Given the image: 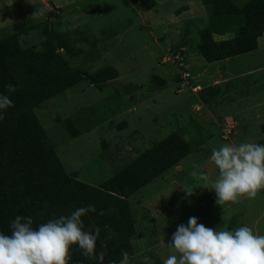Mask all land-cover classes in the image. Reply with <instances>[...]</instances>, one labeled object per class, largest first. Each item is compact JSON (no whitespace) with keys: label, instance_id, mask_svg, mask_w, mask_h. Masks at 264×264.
Returning <instances> with one entry per match:
<instances>
[{"label":"rangeland","instance_id":"obj_1","mask_svg":"<svg viewBox=\"0 0 264 264\" xmlns=\"http://www.w3.org/2000/svg\"><path fill=\"white\" fill-rule=\"evenodd\" d=\"M158 1L0 0V37L16 33L22 47L39 48L41 25L15 30L13 24L43 21L53 3L61 7L54 27L79 30L72 43L81 53L64 58L87 70L111 65L118 71L102 89L81 80L34 108L64 168L77 171L80 180L98 186L191 119L212 133L182 164L128 197L134 219L130 264H144L145 256L150 264H163L172 254L167 244L173 233L193 216L209 228L247 225L264 235V190L255 199L241 197L221 206L215 191L203 188L199 179L201 173L210 180L218 176L209 160L212 148L264 144V37L255 50L207 62L196 53L198 30L207 25L204 5ZM39 8L42 14L34 15ZM175 50L183 51L182 64L162 61ZM185 70L190 75L184 81ZM67 118L77 135L67 130Z\"/></svg>","mask_w":264,"mask_h":264},{"label":"trees","instance_id":"obj_2","mask_svg":"<svg viewBox=\"0 0 264 264\" xmlns=\"http://www.w3.org/2000/svg\"><path fill=\"white\" fill-rule=\"evenodd\" d=\"M199 1L207 10V25L198 30L196 49L205 61L230 58L258 47L264 34V0H247L241 5L234 0ZM50 5L43 21L33 24L22 19L13 24L15 30L41 25L39 48L22 47L16 33L0 37V93L8 94L9 83L17 86L10 94L13 106L3 111L5 118L0 120V232L10 234L16 216L31 217L33 226L38 227L77 207L94 205L96 211L82 218L85 228L93 223L100 228L96 252H104L103 264H118L122 252H128L130 260L133 255L134 219L128 197L196 151L212 133L191 119L98 186L80 180L77 171L68 172L34 108L81 80L102 89L118 71L111 65L87 70L70 64L64 55L73 57L82 51L72 43L79 30L55 28L61 7ZM199 95L206 102L202 91ZM65 125L70 135L79 133L70 118ZM70 254L69 264H100L85 257L77 246Z\"/></svg>","mask_w":264,"mask_h":264},{"label":"clouds","instance_id":"obj_3","mask_svg":"<svg viewBox=\"0 0 264 264\" xmlns=\"http://www.w3.org/2000/svg\"><path fill=\"white\" fill-rule=\"evenodd\" d=\"M42 12L39 8L34 15ZM16 90L17 86L9 83L8 94L0 93V120L5 118L3 111L13 106L10 94ZM209 160L218 170L217 178L210 180L201 173L199 179L203 188L215 191L218 205L238 202L241 197L255 199L264 190V144L224 143L212 148ZM186 191L192 194V190ZM95 211L94 205L77 207L38 227L33 226L31 217L16 216L10 223V234L0 232V264H69L73 246L85 257L103 264L104 252H96L100 228L93 223L86 229L82 219ZM167 246L172 254L163 264H264V235L247 225L229 230L225 224L213 229L193 216L187 225H178ZM121 255L118 264H130L128 252ZM143 259L144 264H150L148 256Z\"/></svg>","mask_w":264,"mask_h":264},{"label":"built area","instance_id":"obj_4","mask_svg":"<svg viewBox=\"0 0 264 264\" xmlns=\"http://www.w3.org/2000/svg\"><path fill=\"white\" fill-rule=\"evenodd\" d=\"M182 51L181 50H175L170 52L169 54H165L163 55V60L162 61H167L170 60L171 62H173L175 65L178 64H182L183 63V55H182ZM189 72L187 70L183 71L181 73V77L184 79V81L186 80V78L189 76ZM182 84V83H181ZM181 84L179 86H181Z\"/></svg>","mask_w":264,"mask_h":264},{"label":"crops","instance_id":"obj_5","mask_svg":"<svg viewBox=\"0 0 264 264\" xmlns=\"http://www.w3.org/2000/svg\"><path fill=\"white\" fill-rule=\"evenodd\" d=\"M191 1H192V0H191ZM191 1L189 0L188 3H191ZM154 2H155V3H159L158 0H154ZM181 2H187V1H186V0H183V1H181ZM185 6H186V7H185ZM185 6H184L185 8H190V5H189V4H188V5H185ZM263 37H264V34L261 36V38H263ZM259 38H260V37H259ZM258 40H259V39H258ZM181 49L184 50L185 47H182ZM182 50H181V51H182ZM182 52H183V51H182ZM196 53L198 54L197 57H199V58H201V59L203 58L198 52H196ZM230 58H231V57H230ZM203 59H204V58H203ZM226 59H227V58H226ZM222 60H223V59H222ZM217 61H218V60H217ZM214 62H215V61H214ZM207 141H208V140H207ZM207 141H206V142H207ZM206 142H205V143H206ZM205 143H204V144H205ZM187 157H188V155H187L185 158H183L182 160H180V161H179L176 165H174L173 167L176 168L179 164H182V163L184 162V160L187 159ZM173 167H171V168H173ZM171 168L168 169V170H166L164 173H166L167 171L171 170ZM164 173H163V174H164Z\"/></svg>","mask_w":264,"mask_h":264}]
</instances>
